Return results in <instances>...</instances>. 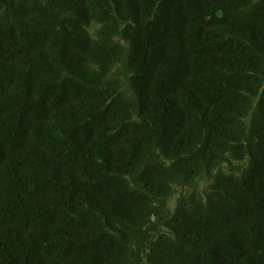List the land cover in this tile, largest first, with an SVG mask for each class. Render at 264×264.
Segmentation results:
<instances>
[{"label":"trees","instance_id":"1","mask_svg":"<svg viewBox=\"0 0 264 264\" xmlns=\"http://www.w3.org/2000/svg\"><path fill=\"white\" fill-rule=\"evenodd\" d=\"M0 264H264V0H0Z\"/></svg>","mask_w":264,"mask_h":264}]
</instances>
